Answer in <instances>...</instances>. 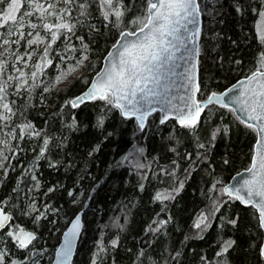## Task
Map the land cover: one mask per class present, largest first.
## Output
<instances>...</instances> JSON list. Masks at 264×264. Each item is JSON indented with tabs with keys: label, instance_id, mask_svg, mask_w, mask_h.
I'll return each instance as SVG.
<instances>
[{
	"label": "trees",
	"instance_id": "obj_1",
	"mask_svg": "<svg viewBox=\"0 0 264 264\" xmlns=\"http://www.w3.org/2000/svg\"><path fill=\"white\" fill-rule=\"evenodd\" d=\"M238 4L241 12L236 10ZM94 5L89 17L95 20L85 21L77 35L89 45L88 71L92 69V75L120 34L118 28L104 26ZM145 6L146 0H134L124 21L133 20ZM253 7L259 9V0H221L212 13V31L199 56L198 100L257 70V59L264 52L257 40ZM94 24L96 31L91 27ZM89 82L86 73L45 97L44 105L35 94L28 102L20 98L13 105L19 109L11 121L13 127L31 122L41 135L15 140V157L5 154L8 161H3L0 177V202L4 203L0 206L13 213L8 229L15 225L35 228L38 239L33 248L20 249L13 242L6 243V248L13 251L15 244L18 260L44 250L51 253V260L61 235L52 237L53 228L59 222L71 221L81 211L83 228L72 264H93L94 259L96 264H264L260 255L264 237L255 210L219 194L235 173L249 166L255 130L241 123L232 110L214 104L206 107L196 133L173 120L160 124L158 113L149 116L146 127L140 130L134 119L123 118L117 108L102 100L78 108L65 107L67 99L82 92ZM57 98L59 101L54 102ZM73 117L74 128L69 127ZM101 118L103 124L98 126ZM217 128L221 131L212 140ZM16 133L19 135L18 128ZM44 138L49 139L48 149L37 159ZM201 143L203 148L198 147ZM33 170L39 182L37 205L45 215L30 225L20 223L15 211L27 197L26 191L35 189L36 182L30 179ZM169 171L175 175H168ZM180 181L183 188L174 199H154L157 192L172 191ZM78 194L79 202L74 205ZM216 198L228 203L214 218L209 217L210 227L196 232L193 225L197 216L209 214ZM232 219L237 221L235 227L227 223ZM160 221L167 223L160 226ZM66 223L61 231L67 228ZM113 240H118L115 248L111 246ZM228 240L235 243L227 253L217 256ZM100 245L105 251L97 255Z\"/></svg>",
	"mask_w": 264,
	"mask_h": 264
},
{
	"label": "snow or ice",
	"instance_id": "obj_2",
	"mask_svg": "<svg viewBox=\"0 0 264 264\" xmlns=\"http://www.w3.org/2000/svg\"><path fill=\"white\" fill-rule=\"evenodd\" d=\"M93 3L96 4L106 26L113 24L114 27L119 28L124 23L127 11L131 10L134 0H128V3L125 0H0V5H4L0 7V29H3L0 31V132H3L5 136L23 141L26 136L39 137L41 135V132L36 130L31 122L17 124L15 127L11 126V120L17 115L19 109L13 107L16 101H9V95H17L27 101L31 92L42 83L39 78L44 77L46 69L52 66L53 54L59 56L61 61L74 58L69 55L77 51L72 42L74 36L76 40L80 41L82 58L75 57V64L69 66L65 72H61L55 78V82H62L76 70L77 66L83 65L84 61L88 59L89 45L85 43L84 37L77 36L76 32L78 25L83 26L85 20L91 15L89 9ZM236 10L241 12L242 6L238 4ZM77 11L78 15H73ZM252 11L257 15L255 27L258 43L264 47V0H259V9L253 7ZM200 15L198 0H146L143 17L138 16L129 22L138 26V32L122 31L121 39L109 52V67L91 82L82 95L67 100L64 106L70 105L72 108H78L86 101L102 100L119 109L126 118L135 117L139 121L140 129L143 130L145 119L157 110L155 105L166 102L167 107L161 108L164 114L160 123H165L172 116L180 127L196 133L200 114L208 103L215 101L225 108L228 105H235L243 114L242 123L255 122V128L252 123H246V126L256 131L258 140L251 164L245 170L248 177L238 180L231 187L221 188L219 194L228 196L230 201L238 200L245 206L255 209L258 214L259 227L264 229V71L260 70L264 68V56L260 57L257 70L246 78L247 86L241 90L230 88L228 93H234L233 95L225 93L221 97L212 93L204 102L197 100V94L201 91L197 79V61L195 60L199 53ZM32 17H35V21ZM91 27L94 31L98 30L95 25ZM25 28H28L29 31L25 32ZM13 37L15 38L13 39ZM128 37H137V39L131 41L127 39ZM21 41H24V53H19ZM58 41L65 45L64 54L54 48ZM189 44L191 48H188ZM13 45L16 47L13 48ZM41 46H43L42 50H40ZM180 48H186L192 53L193 62L184 74V79L187 81L185 95L180 97L181 103L174 104L163 93L168 91L166 78L170 70L169 66H174L176 53ZM8 55L15 57V61L11 64L15 75L8 72ZM34 56L37 59L31 64L33 70L26 72L24 69L30 66L29 62L33 60ZM237 63L240 62L237 61ZM17 65H21V67H17ZM241 84L244 85L245 82L241 81ZM9 89H13V91L10 93ZM49 90L48 86L43 88L44 92ZM24 92L29 93V97L22 96L21 94ZM25 107H27V103ZM20 114L23 115V113ZM102 124L103 119L101 118L98 121V126H102ZM75 126L76 122L73 117V122L69 127L74 128ZM5 128H8L9 131L4 132ZM17 128L19 135L16 133ZM220 131L219 128L213 131L211 139L215 140ZM48 145L49 139L44 138L37 159L45 155ZM0 146L8 147V141L0 139ZM198 147L203 148L204 145L201 143L198 144ZM17 148H19V143H17ZM9 151L15 157L16 151L10 147ZM3 161H8V156L0 150V169L4 168ZM137 167L143 168L145 165L137 164ZM167 174L175 175L174 171H169ZM241 175L243 176V174ZM32 179L36 180L35 175L32 176ZM38 184L37 181V186ZM182 188L183 181H180L172 191L165 189L162 192H157L154 199L160 202L172 200ZM212 190H216V185L212 186ZM2 203L4 202H0V204ZM224 203H228V201L220 202L218 198L214 199L210 213L207 215L203 212L200 213L193 227L201 231L210 227L209 217L214 218ZM32 212L38 213L34 217L36 221L45 215L44 211L36 207L35 203L29 205V212L25 214L28 215ZM11 219L3 207H0V230L10 227ZM164 223L167 221H160V226ZM227 223L235 227L237 221L232 219ZM11 227L16 230H9L6 233L7 236L12 238L18 248H28V245L35 239L34 234L25 231L19 225ZM81 227L80 217L76 216L63 233V244L57 253L60 264H68ZM158 230L159 227L155 229V231ZM234 243L235 241L232 240L225 241L217 256L227 253ZM117 244L118 240L111 242L113 248ZM98 247L97 255L105 251L103 245ZM6 255V252L0 251V264H5ZM260 255L264 258V246L261 247ZM11 264H17V262L13 260ZM93 264H96L95 259Z\"/></svg>",
	"mask_w": 264,
	"mask_h": 264
},
{
	"label": "rangeland",
	"instance_id": "obj_3",
	"mask_svg": "<svg viewBox=\"0 0 264 264\" xmlns=\"http://www.w3.org/2000/svg\"><path fill=\"white\" fill-rule=\"evenodd\" d=\"M198 2H199V6H200L201 15H202V28H201L200 37H199V56H200V55H202V50H201L202 43H206L208 41V39H209V36L208 35L212 31V28L210 29V23L212 22V19L214 18V17H212V13L217 8V6L220 4L221 0H198ZM94 6L97 7L96 4ZM145 8H146V6H145ZM21 11H23V9H21ZM73 15H78V13H75L74 12ZM143 15H144V12H141L139 14H136L135 18L138 17V16L139 17H143ZM255 16H256L255 17L256 18L255 19V22H256L257 21V15L255 14ZM100 18L102 20V16L101 15H100ZM32 19H33V21H35V17H32ZM93 20H95V17L94 16L88 17V19L85 20V21L86 22H90V21H93ZM129 22L130 21H128V22L127 21H124V23L118 28L119 33H121L124 30L135 31V30L138 29V26L132 25ZM105 25H106V22H105L104 26ZM110 25L112 26V28H114L113 24H110ZM95 27H96V25H95ZM81 28H82V26H79L78 25L76 35H78V32H80L79 29H81ZM0 31H3V29H0ZM24 31L27 32V31H29V29L28 28H25ZM42 35H43V33H42ZM14 38L15 37H13V39ZM200 39L202 41L201 42V46H200ZM72 42L74 43L77 51L75 53H70L69 55H72L74 58L72 60L61 61L59 56H56L55 54H53V64L51 66V69H50V67L47 68V69H50V71L49 72H46V74H45L44 77H40L39 78V80L42 81V83H40V86L39 87H36L31 92L30 97H32L35 94L36 95L35 97H36V99L39 100V103H42L43 105L46 104L47 103V98H45V97H49L50 95H53V93H56L59 90L64 89V87L67 86V84L71 83L73 81V79H76V78L82 79V78H84L85 75H86V73H87V75L89 74V78L91 80V78H92L93 75L91 74L92 69H90L88 71L89 66H90V60H89L90 59V56H89V51H87L88 59L86 61H84L83 65L77 66L76 67V70L74 72H72L71 75H68L66 79H63L62 82H55V78L61 72H65L69 66H72V65L75 64V57H81L82 58V49H81L80 41L79 40H76V38L74 36V37H72ZM12 47L15 48L16 46L13 45ZM33 47H35V46H33ZM42 48H43V46L40 47V50H42ZM54 48L56 49V51H59L61 54H64L65 45L63 43H60L58 41L57 42V45H54ZM24 52H25L24 41H21V45L19 47V53H24ZM262 52H264V47H262ZM36 59H37V57L34 56L33 57V60L31 62H29L30 63V66L28 68L24 69L26 72H31L33 70L31 68V64L34 63ZM8 60H9V69H8V72H9V74L15 75L13 69L11 68V64L15 61V57L14 56H11V55H8ZM257 60L258 61L256 63V66H259V64H260V57ZM17 67H21V65H17ZM47 69H46V71H47ZM261 69H264V68H261ZM45 86H48L50 90L47 91V92H44L43 91V88ZM12 91H13V89H9V92L10 93ZM21 95L24 96V97H29V93H27V92H24ZM9 98H12V100H15L16 103H17V100L20 99V96H17V95H9ZM28 100H29V98L27 99V102H28ZM57 101H59V98H57V100L54 101V102H57ZM11 126L13 127L12 124H11ZM152 128L154 130L156 129L154 127H152ZM7 131H9V129L8 128H5L4 129V132H7ZM0 139L5 140V141H8V147L0 146V150H2L4 152V154H7V153L8 154H11V152L9 151V147L12 148V149H14L13 148V145H14L15 140L11 139L8 136H5L3 132H0ZM29 165L32 167L33 166V163L30 162ZM1 170L2 169H0V177H1ZM33 175H35V177H36L35 170L32 171V174L30 176L31 177L30 179L32 181H33V179H32V176ZM35 182H36V180H35ZM37 191H39V184L37 186V182H36V186H35L34 191H31L30 189H28L26 191L27 192V197L22 200V205L19 207V210L18 211H15V216L18 219H20V223L29 222L30 225H34V224H36L38 222V221H36L34 219V217L36 215H38V213L32 212V213H30L28 215L25 214L26 212H29V205H31L32 203H35L36 207L41 210V206L40 205H37V201H36V199H37V194H36ZM223 196H225V195H223ZM79 198H80V194H78V196H76V201H74L72 204H74V205L76 204L77 205L78 202H79ZM41 211H43V210H41ZM7 212H9V211H7ZM10 214L13 215V213H10ZM206 214H207V212H206ZM69 222H67V223L69 224ZM65 223L66 222H63V223L62 222H59L58 224H56L55 228H53V230H52V237H54L55 235H59L60 233L62 235V232H64V231H61L62 230V226ZM19 226L22 227V225H19ZM8 228L9 227H7L6 228L7 230L5 229V232L0 235V251H3V252H6L7 253V255L5 257V264H11V262L13 260H15L17 262V264H49V263L51 264L52 259H53V256H52V259L50 260L51 253H48V251H46V250H44L43 252H41L39 254H36V255L34 254L35 257L33 256V257L30 258V256H25V258L23 260H18L17 257H16L17 256V254H16L17 253L16 252L17 249L15 248V244L13 246V248H14L13 251H9L6 248V246H5L6 243L13 242L12 238L9 237V236H7L6 233L9 230H12V231H15L16 230L14 227H12L10 229H8ZM22 228L25 229L24 227H22ZM26 230L32 231L35 234H36V231H37L35 228L34 229L27 228ZM198 231H199V229H196V232H198ZM61 235H60V238H61ZM37 239H38V237H37V234H36V238L34 239V241L37 240ZM34 241H32V243L30 245H28L29 248H33ZM28 254L31 255V251L28 252ZM53 255H54V251H53ZM7 259H8V263H6V260Z\"/></svg>",
	"mask_w": 264,
	"mask_h": 264
},
{
	"label": "water",
	"instance_id": "obj_4",
	"mask_svg": "<svg viewBox=\"0 0 264 264\" xmlns=\"http://www.w3.org/2000/svg\"><path fill=\"white\" fill-rule=\"evenodd\" d=\"M199 5V4H198ZM201 13V11H200ZM201 26H202V16L200 15V29H201ZM124 31H128V30H124ZM138 32V29L135 30ZM121 39L120 37V34L118 35V38L117 40L115 41V43L109 48V50L107 51V53L104 55L103 59H102V62H101V66L99 68V70L92 76L89 84L87 85V87L82 91L80 92L79 94H77L76 96L72 97L71 99L77 97V96H80L82 95L89 87V85L91 84V82L96 79L98 77V75L102 74L108 67H109V52L113 50L114 48V45H116L117 41ZM128 40H131V41H134L137 39V37H128L127 38ZM198 46H199V40H198ZM188 48H191V45L189 44ZM195 60L197 61V68H198V71H199V67H198V62H199V53L198 55L195 57ZM193 62V56H192V53L190 51H188V49L186 48H180L177 53H176V59H175V64L174 66L173 65H170L169 66V71H168V75H167V78H166V83H167V86H168V91L163 93L164 96L170 98L172 100V102L174 104H179L181 103L180 101V97L184 96L185 95V85L187 83V81L184 79V74L186 73V71L190 68L191 64ZM256 71V70H255ZM261 71H264L261 70ZM252 73V72H251ZM251 73L249 75H251ZM245 76V77H242L238 80H236L234 83H232L230 86H228L226 89H224L223 91L221 92H211L208 94V96L212 93H215L217 96H221L223 97L225 93H228V89L230 88H235L237 90H241L243 87L247 86V80L246 78L249 76ZM197 79H198V82H199V78H198V72H197ZM241 81H244L245 84L242 85L241 84ZM234 93H228V95H233ZM198 95V94H197ZM208 96L202 100H199L201 102H204L207 100ZM197 98V97H196ZM198 100V99H197ZM93 101V100H92ZM91 101H86L85 103H89ZM84 103V104H85ZM210 104H214V105H217V106H220V104L216 103L215 101L211 102V103H208L207 106H209ZM82 105V104H81ZM80 105V106H81ZM206 106V107H207ZM156 107V111H154L152 114H150L149 116L153 115L154 113H158L159 114V123H160V119L162 117V115L164 114L162 111H161V108H166L167 107V104L166 102L165 103H157L155 105ZM205 107V109H206ZM225 108V107H224ZM227 109H232V112L234 113V115L236 116V118L241 122V120L243 119V114L240 112L239 108H237L235 105H228ZM119 110V109H118ZM205 111V110H204ZM204 111L200 114V117L199 119L201 118V116L203 115ZM120 114H121V111L119 110ZM121 116L125 119H134L137 126L139 127V121L135 118V117H131V118H126L124 115L121 114ZM148 116V117H149ZM148 117L145 119V125H144V128L146 127V124H147V119ZM170 120H173L176 122V124L178 126H180L178 124V122L172 118V116L169 117V119L166 121H170ZM165 122V123H166ZM242 123V122H241ZM246 123H252L254 125V128H255V122L253 121H246L245 123H243L244 125H246ZM161 124V123H160ZM164 124V123H163ZM143 128V129H144ZM140 129V127H139ZM141 130V129H140ZM256 133V131H255ZM258 140V136H257V133H256V139H255V142L253 144V152H252V156H251V159H250V164H251V161H252V157L254 155V152H255V146H256V142ZM249 164V166H250ZM248 166V167H249ZM247 167V168H248ZM242 169L240 170L239 172L235 173L231 178L230 180L228 181V183H226L222 188L224 187H231L233 185H235L237 183L238 180L242 179V178H247L248 177V174L246 173V169ZM243 174V176L241 175ZM226 196V195H225ZM228 197V196H227ZM238 201V200H237ZM238 203H240L241 205L245 206L244 204H242L240 201H238ZM1 207V206H0ZM255 210V209H254ZM6 212V211H5ZM8 213L11 218H12V215L9 213V212H6ZM257 215V219H258V214L256 213ZM76 216H79L80 217V221H81V225H82V213L79 212L77 213L72 219L71 221L69 222L67 228L70 226V223L76 218ZM11 222V221H10ZM9 222V224H10ZM258 224H259V221H258ZM7 227H5L4 229H6ZM66 228V230H67ZM3 229V230H4ZM3 230H0L3 231ZM65 230V231H66ZM262 230V233H263V237H264V229H261ZM27 232H30L32 234H34L33 232L31 231H28V230H25ZM64 231V232H65ZM63 232V233H64ZM81 232H82V227L80 229V233L76 239V242H75V245L73 247V250H72V255L68 261V264H72V260H73V257H74V254H75V251H76V248H77V245H78V242H79V238H80V235H81ZM63 233L61 235V240H60V243L57 247V249L55 250V253H54V256H53V260L51 262V264H60V261L57 259V253L60 251L61 249V246L63 244ZM35 236V234H34ZM264 246V238L262 240V243H261V246H260V250H261V247ZM264 259V258H263Z\"/></svg>",
	"mask_w": 264,
	"mask_h": 264
},
{
	"label": "bare ground",
	"instance_id": "obj_5",
	"mask_svg": "<svg viewBox=\"0 0 264 264\" xmlns=\"http://www.w3.org/2000/svg\"><path fill=\"white\" fill-rule=\"evenodd\" d=\"M151 117V116H150ZM149 118V117H148ZM5 211V210H4ZM7 212V211H6ZM79 212H81V211H79ZM78 212V213H79ZM82 213V212H81ZM77 214V213H76ZM82 217V216H81ZM73 218V217H72ZM11 221H12V219H11ZM11 223V222H10ZM11 225V224H10ZM67 227V226H66ZM82 228H83V222H82ZM26 230V229H25ZM66 230V229H65ZM64 230V231H65ZM29 231V230H28ZM2 232V231H1ZM32 232V231H31ZM34 233V232H33ZM63 233V232H62ZM82 233V232H81ZM35 234V233H34ZM81 236V235H80ZM35 238H36V234H35ZM80 239V238H79ZM60 240H61V238H60ZM34 241V240H33ZM32 243V242H31ZM59 243H60V241H59ZM59 243H58V245H59ZM30 245V244H29ZM58 247V246H57ZM57 249V248H56ZM55 251V250H54ZM55 253V252H54ZM75 255V254H74ZM54 256V255H53ZM74 258V257H73ZM53 260V259H52ZM73 261V260H72ZM50 264V263H49Z\"/></svg>",
	"mask_w": 264,
	"mask_h": 264
}]
</instances>
